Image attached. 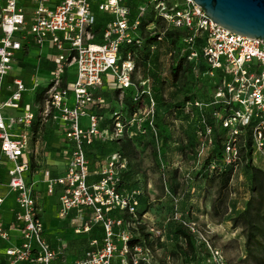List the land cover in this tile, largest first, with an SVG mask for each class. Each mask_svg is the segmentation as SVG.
Segmentation results:
<instances>
[{
  "label": "built area",
  "instance_id": "2783aa9c",
  "mask_svg": "<svg viewBox=\"0 0 264 264\" xmlns=\"http://www.w3.org/2000/svg\"><path fill=\"white\" fill-rule=\"evenodd\" d=\"M24 1L0 0V155L12 163L7 169L9 180L0 182L5 187V193L0 195V216L8 197L13 196L15 202L11 225L7 228L0 223V240L8 243L0 264H158L155 246L131 242L132 221L113 217L117 211L135 215L137 200L120 197L115 188L116 175L108 174L97 183L90 181L89 149L96 141L114 138L108 127L101 126L102 117L97 110L106 105L95 91L105 85L122 90L133 88L136 101L144 95L140 105L149 108L151 117L143 119L136 112L126 124L132 126L146 120L153 124L157 103L150 78L145 74L136 77L135 52L128 51L125 56L121 53L123 45L141 46L140 16L152 7L164 25L157 28L153 22L147 26L152 35H157L153 52L168 27L188 31L181 55L193 60L199 55L198 49L202 51L209 66L206 74L214 79L210 104L221 103L228 110L225 117L214 112L229 130L225 163L235 164L237 170L241 159V126L256 122L252 132L254 146L264 157L263 40L223 28L194 0H139V16L134 21L130 20V8L123 0H29L32 8L29 17ZM94 6L112 17L102 31L101 42L95 40ZM198 39L202 40L200 46L196 44ZM25 42L40 47L50 44L55 49L51 56L54 66L51 79L43 86L41 82L29 86L23 78H15L7 87L10 93L3 96L5 79ZM72 69L75 75L69 79L68 70ZM27 92L34 94L36 108L30 103L23 105ZM194 104L204 110L205 103ZM9 109L20 112L11 114ZM115 114L114 129L118 135L123 133L124 125L121 115ZM48 122L63 130L69 150L65 172L48 179L47 193L52 194L60 187L58 214L64 218L75 211L71 224L77 234L90 232L97 224L104 232L101 240L93 239L88 249L72 261L60 259L65 247L55 249L47 238L34 182L26 177L31 169L30 157L38 153V147L32 148V143ZM211 134L212 127L206 124L208 146L213 142ZM126 158L117 153L110 159L111 166L118 167L117 174L126 167ZM187 226L195 231L192 225ZM13 232H17L19 242L14 240ZM206 248L209 262L228 264L221 250L210 245Z\"/></svg>",
  "mask_w": 264,
  "mask_h": 264
},
{
  "label": "rangeland",
  "instance_id": "374dc122",
  "mask_svg": "<svg viewBox=\"0 0 264 264\" xmlns=\"http://www.w3.org/2000/svg\"><path fill=\"white\" fill-rule=\"evenodd\" d=\"M24 5L26 15L29 17L32 13L30 1L25 0ZM96 38L102 40L100 33H97ZM161 59L155 66L161 78L155 81L153 94L157 107L152 125L149 120H146L147 124L140 122L132 126L126 124L132 118V115H126L125 111L127 93L123 91L117 93L115 91L117 87L105 85L95 91L110 105V111H104L102 115L111 128L113 137L118 140L105 139L104 145L89 149L88 160L92 172L90 181L97 183L104 177L107 178L108 174L116 175L115 188L120 197H133L138 202L134 210L135 220L132 221V228L136 227L145 233L153 231L157 260L164 261L165 264H188V260L174 254L177 245H185L182 238L175 233V228L180 225L184 227L192 225L195 228L193 232L195 249H205L207 252L206 247L210 245L222 251L228 264H253L246 260V217L240 216L254 196L249 188L247 172L240 163L237 170L232 173L227 188L221 187L214 167L206 164V156L207 153L210 154L212 145L208 146L206 143L204 132L198 131V127L188 126L190 121H193L187 120L184 111H171V107L179 103L182 95L196 86L194 75L186 71L181 73L178 79H173L166 61H163L166 58L162 56ZM138 65L136 77L140 78L146 71L142 63ZM72 77L74 78V75ZM30 96L31 93H24L27 103ZM197 96L204 100L212 97L204 89L199 90ZM148 110L146 105H139L137 116L150 119ZM121 111L123 133L116 135L115 113ZM163 133L171 135L165 148L166 160L159 150ZM125 144L133 148V154L126 158V167L117 174L118 167L111 166V158L117 153L123 155L120 149L125 150ZM253 162L264 169V157L260 151L253 154ZM10 166L12 163L1 157L0 182L6 183L9 180L7 169ZM110 181L108 184L111 186ZM1 190L2 186L0 193ZM47 199L53 200V197ZM47 199H44L46 203ZM57 210L58 206L56 208L54 203L46 207L44 220L47 234L53 236L56 243L66 242V252L69 254L79 255L89 240L101 237L98 231L78 237L74 234L70 218H59ZM3 212L4 219H0V223L5 225L13 216L7 204L4 205ZM123 214L117 211L113 217H121ZM255 217L256 210L253 206L249 218L255 221ZM12 234L16 241L17 233ZM75 237H78L76 241ZM68 256L69 260L75 258L72 255ZM206 263L212 264L208 260Z\"/></svg>",
  "mask_w": 264,
  "mask_h": 264
},
{
  "label": "trees",
  "instance_id": "16d2710c",
  "mask_svg": "<svg viewBox=\"0 0 264 264\" xmlns=\"http://www.w3.org/2000/svg\"><path fill=\"white\" fill-rule=\"evenodd\" d=\"M123 3L130 8V20L134 21L139 16V0H123ZM94 9L96 10V25L94 28V34L97 35V33H100V37H102V31L110 22L112 17L108 13L99 11L96 6H94ZM140 19L141 21L138 32L143 38V42L141 46L137 44L123 45L121 48L122 56H125L128 51H133L136 53V64L137 66H139L138 64L142 63V65L145 67V76L150 78L153 93L155 92V81L161 78V74L156 70L155 66L157 61L162 60V56L166 58L165 60L163 59V61H166L168 71L174 77L173 79H178L180 74L186 71H190V73L194 75L196 86L193 87L191 91L182 95L179 103H176L171 107V111H184L187 114V120L193 121H190L188 126L190 128L198 127V131L200 130L201 132H204V134L206 124L212 127L211 137L213 142L211 144L212 146H210V154L207 153L206 156V164L210 167H214L213 169L217 172V175L220 179L221 187L223 189L227 188L232 179V173L236 170V167L235 164L225 163V149L227 141L229 139V130L223 126L222 119H217L214 116V112L218 111L223 115V117H225L228 114V110H226L224 105H222L221 103H217L214 105L210 104L213 101V92L215 88V86L213 85L214 79L206 74V72L209 70V66L202 54V51L199 48V55L193 60H189L188 55H181L180 49L183 46V38L184 36H186L188 31L180 28L168 27L165 31L164 39L158 43V49L153 52L152 45L157 43V35H152L151 32L147 29V26L153 22L156 23L157 28L163 27L164 25L162 21L155 16L152 7H150L147 12L143 13V15L140 16ZM95 40H97L98 42L102 41L98 40V38H95ZM200 43L202 44V40L198 39L196 43L197 46H200ZM159 48H163L164 50L159 51ZM169 51L172 52V55H169ZM201 89H204L205 91L207 90L212 95V97L207 100L198 98L197 94ZM115 91L117 93L121 91L127 93L125 98L126 115L133 116L138 111L139 105L144 102V95H141L139 100H135V90L133 88L124 90L118 88ZM196 101L205 103L203 111L195 106L194 103ZM105 105L106 106L104 108H99L97 110V113L102 117L101 126L108 127L111 130L102 115V112L110 111V105L106 103V101ZM188 105H190V110H187ZM119 114L123 116L122 111L119 112ZM158 119L161 118H157V120ZM142 123L147 124L146 121H143ZM156 124H158V121ZM255 124L256 122H251L249 125L241 126L243 133L239 137L241 140V159L237 163L243 164V170H245L248 175L249 188L254 194L253 199H251L247 203V208H245L240 216L246 217V260L252 262L253 264H264V169L256 166L253 162V154L256 152V148L254 146L252 132ZM115 139L116 138H113L111 139V141H114ZM170 139L171 135L163 133L161 137V147L159 148V150L161 156H163L165 160V148L167 142ZM103 143L104 142H101L100 140L96 141L95 145L91 148L96 149ZM124 149L125 150L120 149V151L123 152L122 156L131 157L133 154V148H129L127 147V144H125ZM253 206H255L256 210L255 221L249 218V213ZM121 217H123L125 221L135 220L133 214H128L127 212H124ZM93 231H98L99 233H101V237L98 240H101L103 238L104 232L100 224L95 225L91 229L89 234L93 233ZM130 232L132 236V243L140 242L149 244L151 246L155 245L154 243L156 241L155 239H153L152 233L139 231L136 227L135 229L134 227H131ZM175 233L179 238H182V240L185 242V245H177V249L176 251H174V254L181 255L183 260H188V264H207L206 261L208 252H206L205 249H195L194 234L188 227H184L182 225L177 226L175 228ZM158 264L165 263L164 261L158 260Z\"/></svg>",
  "mask_w": 264,
  "mask_h": 264
},
{
  "label": "crops",
  "instance_id": "0c3cea01",
  "mask_svg": "<svg viewBox=\"0 0 264 264\" xmlns=\"http://www.w3.org/2000/svg\"><path fill=\"white\" fill-rule=\"evenodd\" d=\"M55 49L50 44H45L44 46H37L33 43H24V46L21 50H19L16 53V57L14 59V68L11 71V73L6 77L5 79V89L3 92L4 95H8L10 91L8 90V85L13 84V81L15 78H23L26 83L29 86H33L34 83H42V86L47 83L51 79L52 70H53V61L51 60V56ZM68 76L69 79H73V75H75V71L68 70ZM31 93V92H27ZM27 100L24 97L23 98V105H26ZM32 104L33 108H36V101L35 96L33 93H31L30 101L28 102ZM11 114H18L19 110H8ZM38 139H36V142L32 143V148L36 145L38 147V153L36 155L30 157L31 161V169L27 173V180L30 182H34V186L37 192L39 204L42 209V218L44 221L46 233V223L44 220V213L46 212V207L48 204L54 203L57 206L59 205V196L61 189L58 186L56 189V192L49 194L47 193V185H48V179L55 178L60 175H62L66 170V164H67V154L66 151L69 150V148L64 143V132L61 129H58L52 122H48L45 127L43 128V131L37 135ZM0 155V159H1ZM91 179V178H90ZM92 181V179H91ZM3 187V186H2ZM0 195H3L5 193V187H3V190ZM57 198H55L54 196ZM52 196L53 200H48L47 198ZM44 199H47V203L44 201ZM8 205L9 212L13 216L12 209L15 207V202L13 196H10L6 199L4 205ZM2 206L1 210V216L0 219H4V212ZM58 211V210H57ZM75 216V211L71 212L68 217L71 219ZM61 218V217H59ZM13 217L11 218L10 222L5 224V227H9L13 221ZM63 219V218H61ZM3 225V224H2ZM72 226V224H71ZM17 233V232H16ZM77 234L74 230V234L81 236L84 234ZM78 237H75V241ZM47 238L51 242L52 246L55 249H61L62 247H65L63 251L62 256L60 259L67 258V261H72L78 257H80L86 249L89 247V243L92 240L88 241L87 246L81 251L79 255L69 254L66 252L67 243L64 241H61L60 243H56V240L53 238V236H49L47 234ZM17 241L19 242L20 239L17 238ZM7 242L0 240V259L3 256L4 248L7 246ZM65 244V246H63ZM72 255L75 258L72 260H69V256Z\"/></svg>",
  "mask_w": 264,
  "mask_h": 264
},
{
  "label": "water",
  "instance_id": "95a60500",
  "mask_svg": "<svg viewBox=\"0 0 264 264\" xmlns=\"http://www.w3.org/2000/svg\"><path fill=\"white\" fill-rule=\"evenodd\" d=\"M217 24L264 42V0H194Z\"/></svg>",
  "mask_w": 264,
  "mask_h": 264
}]
</instances>
